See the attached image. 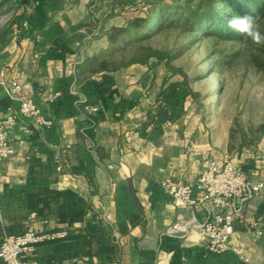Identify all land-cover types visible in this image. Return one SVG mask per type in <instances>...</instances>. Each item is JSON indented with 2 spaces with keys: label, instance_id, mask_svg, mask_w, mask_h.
Returning <instances> with one entry per match:
<instances>
[{
  "label": "crops",
  "instance_id": "1",
  "mask_svg": "<svg viewBox=\"0 0 264 264\" xmlns=\"http://www.w3.org/2000/svg\"><path fill=\"white\" fill-rule=\"evenodd\" d=\"M145 1L22 6L0 31V82H32L42 116L52 121L20 114L8 129L15 152L0 161V246L35 228L62 232L28 255L39 264H264V189L236 221L230 245L240 250L215 253L202 245L200 225L216 208L185 204L162 186L195 185L204 160L230 154L231 134L210 125L191 94L165 101L170 86L184 90L171 55L123 63L134 52L109 31L144 15ZM105 75L115 89L107 101L99 88ZM84 99L100 106L96 122L82 112ZM13 112L19 102L0 87V120ZM248 152L237 153L236 164L264 180V138ZM258 218L262 234L250 225ZM175 223L180 228L167 233Z\"/></svg>",
  "mask_w": 264,
  "mask_h": 264
},
{
  "label": "rangeland",
  "instance_id": "2",
  "mask_svg": "<svg viewBox=\"0 0 264 264\" xmlns=\"http://www.w3.org/2000/svg\"><path fill=\"white\" fill-rule=\"evenodd\" d=\"M69 0H51L45 6H64ZM174 0H164L172 4ZM181 2V1H180ZM35 1L0 0V31L8 28L22 6H37ZM141 6L147 9L146 1ZM166 16L171 15L165 13ZM145 15V11H144ZM158 15L150 18L156 20ZM182 22H167L157 32L153 28L145 31L144 41L156 50L171 55V70L178 74L181 82L190 81L194 103L212 126L230 130L229 153L234 162L238 153H249V146L241 149L242 138L248 133L253 144L264 137L260 131L264 123V69L258 67L255 57L264 59L261 50L264 44L251 39H222L207 35L181 25ZM264 33V19L259 23ZM146 38V39H145ZM115 49L119 44L115 43ZM244 145V144H243ZM252 153V152H251Z\"/></svg>",
  "mask_w": 264,
  "mask_h": 264
},
{
  "label": "built area",
  "instance_id": "3",
  "mask_svg": "<svg viewBox=\"0 0 264 264\" xmlns=\"http://www.w3.org/2000/svg\"><path fill=\"white\" fill-rule=\"evenodd\" d=\"M0 87L4 95L11 101L19 102V112H13L6 119L0 120V161L13 155L15 149L8 138V129L20 114L33 117L43 125H51L52 121L42 116L41 109L34 100L35 86L30 81H1ZM57 94L49 95L51 99ZM82 112L92 117L100 110V106L87 101L80 102ZM164 189L175 199L193 205L201 202L204 206L212 204L216 211L210 213L200 225L201 242L208 250L222 253L229 249L240 250L230 245V238L235 231L237 220L244 218L246 203L260 194L264 189V180L250 177L234 162L230 154L204 160L195 185L175 183L169 180L162 182ZM201 192V198L194 196V191ZM3 221L2 203L0 199V222ZM251 227L262 234L261 218L254 220ZM180 228L179 223L171 226L167 233L174 234ZM62 232H42L29 228L19 235L6 236L0 246V257L5 264H39L36 259H29L39 243L54 239Z\"/></svg>",
  "mask_w": 264,
  "mask_h": 264
},
{
  "label": "trees",
  "instance_id": "4",
  "mask_svg": "<svg viewBox=\"0 0 264 264\" xmlns=\"http://www.w3.org/2000/svg\"><path fill=\"white\" fill-rule=\"evenodd\" d=\"M31 1L24 0L26 4ZM33 1L38 4L37 6H45V4L51 2V0ZM173 2L172 4H168L164 0H147L146 4L148 6L145 10V15L135 16L128 21L126 26H115L109 31V38L112 42H119L122 46L129 45L128 50L134 52L128 61L123 60L124 64L135 60L145 62L152 56H158L159 58L166 57V53L146 44L144 36L145 31L149 28H153L157 32L167 22L176 23L180 21L182 22L181 25L188 27L190 30L195 29L207 35L214 34L222 39L246 40L248 38L241 36L228 27V19L234 15L241 17L250 15L256 19L257 24L264 19V0H174ZM165 13H169L171 18L170 16H166ZM154 15H158V18L150 21V18ZM261 50L264 52V46H262ZM255 60L258 67L264 69V59L261 56H257ZM112 81L113 79L109 75H105L104 82L99 86L100 93L104 95V101H107L105 95L108 98H113L115 89L110 86ZM181 83L184 85V90L179 91V84L170 86L165 101L175 105L178 104L180 98L185 97L187 94H191L192 96L197 94L191 88L188 79ZM95 115L92 116L94 122H96ZM260 131L264 133V123L261 124ZM231 136L233 138L234 134L232 133ZM253 142L249 138L248 133L245 132L242 138L241 149L244 146H249L250 149L256 152L259 144L254 145ZM240 168L247 173V165L243 166L241 164ZM65 194L72 195L73 193L65 192ZM72 215L74 218L79 219L83 217V212H80V214L73 212Z\"/></svg>",
  "mask_w": 264,
  "mask_h": 264
},
{
  "label": "clouds",
  "instance_id": "5",
  "mask_svg": "<svg viewBox=\"0 0 264 264\" xmlns=\"http://www.w3.org/2000/svg\"><path fill=\"white\" fill-rule=\"evenodd\" d=\"M228 27L241 36L251 39L257 44H264V33H261L256 19L253 16L243 17L234 15L227 21Z\"/></svg>",
  "mask_w": 264,
  "mask_h": 264
}]
</instances>
